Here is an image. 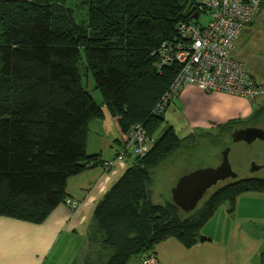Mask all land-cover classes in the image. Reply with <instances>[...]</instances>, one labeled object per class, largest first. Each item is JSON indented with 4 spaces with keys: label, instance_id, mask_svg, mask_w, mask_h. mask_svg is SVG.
I'll list each match as a JSON object with an SVG mask.
<instances>
[{
    "label": "trees",
    "instance_id": "obj_1",
    "mask_svg": "<svg viewBox=\"0 0 264 264\" xmlns=\"http://www.w3.org/2000/svg\"><path fill=\"white\" fill-rule=\"evenodd\" d=\"M202 11L197 0H0V216L43 222L68 199L70 177L104 165L87 151V128L105 117V107L125 134L144 123L154 143L95 207L90 239L112 251L103 264L157 254L172 237L186 246L206 240L201 231L224 203L264 192V178L233 180L189 213L173 200L152 199L153 170L183 141L173 126L155 136L164 114L153 115V107L178 72L177 65H157L158 50L179 35L180 22L198 21ZM87 252L84 264H102Z\"/></svg>",
    "mask_w": 264,
    "mask_h": 264
},
{
    "label": "crops",
    "instance_id": "obj_2",
    "mask_svg": "<svg viewBox=\"0 0 264 264\" xmlns=\"http://www.w3.org/2000/svg\"><path fill=\"white\" fill-rule=\"evenodd\" d=\"M261 26H264V4L257 17L237 40L235 56L246 64L249 72L264 87V54L255 57L264 50V46L256 42L258 36L264 42ZM257 58L262 63L256 62ZM256 101L259 103L257 107L252 100L243 96L222 92L208 93L197 86L186 85L182 93L172 101L167 112L174 106V110H183L187 115L192 131L188 138H182L185 141L201 131L213 134L221 124L231 120L248 121L258 116L264 109V93ZM106 113L105 118L109 114ZM114 121L121 136L117 138L116 148L109 155L111 157L123 147L126 135L117 118L114 117ZM100 123L104 124L105 121L101 120ZM91 153L94 155L98 151L93 150ZM98 155L104 161L107 160L102 153ZM122 173L111 177L103 164H97L70 177L67 182L68 199L54 208L43 222L34 223L0 216V264H64L61 258L66 254L74 257V264H84L91 243L95 207ZM263 197L264 192L258 191L241 194L234 205L228 202L227 213L236 218V226L219 227L217 232L211 228L209 235H205L206 240L191 246L172 237L157 245V257L163 264H264V244L262 246L263 242H260L257 235L258 228L250 227L248 217H237L238 214H244L238 207L241 200L249 203ZM69 199L80 201L79 209L72 210L67 205ZM223 205L217 212L222 210ZM82 228L84 232L87 229L86 241L79 232ZM138 262L142 263L139 257H134L128 264Z\"/></svg>",
    "mask_w": 264,
    "mask_h": 264
},
{
    "label": "built area",
    "instance_id": "obj_3",
    "mask_svg": "<svg viewBox=\"0 0 264 264\" xmlns=\"http://www.w3.org/2000/svg\"><path fill=\"white\" fill-rule=\"evenodd\" d=\"M209 19L182 21L175 39H167L158 50L159 67L177 65L178 72L161 95L152 114H165L172 101L186 85H194L208 92H222L243 96L252 101L264 93V87L249 72L246 64L235 56L237 40L261 11L264 0H197ZM196 17V18H197ZM154 143L144 123L134 124L125 135V142L104 168L115 173L117 163L126 168L133 157L146 155ZM118 169V167H117ZM67 205L74 211L81 202L69 199ZM143 264H163L154 251L145 252Z\"/></svg>",
    "mask_w": 264,
    "mask_h": 264
},
{
    "label": "rangeland",
    "instance_id": "obj_4",
    "mask_svg": "<svg viewBox=\"0 0 264 264\" xmlns=\"http://www.w3.org/2000/svg\"><path fill=\"white\" fill-rule=\"evenodd\" d=\"M80 9V13H84V9ZM209 12H202L200 19H209ZM261 29L264 32V26H261ZM256 42L261 43V46H264V42L261 40V37L256 38ZM260 46V47H261ZM262 52H258L255 57H261ZM261 62L260 58H257L256 62ZM262 63V62H261ZM89 89L96 97L98 102H102V94L97 89L96 81L93 75L88 77ZM261 96V95H260ZM259 96V97H260ZM258 97V98H259ZM257 98V99H258ZM256 99V100H257ZM254 106H258V101H253ZM174 105V104H173ZM174 106L165 112V120L163 121L161 127L156 131V136L158 137L163 129L169 125H173L178 136L180 138L186 139L191 134V129L189 128V121L187 115L183 110H174ZM107 112V109L105 107ZM107 114V113H106ZM259 116L256 120L257 124L264 125V113ZM257 117V116H256ZM101 120H104L105 123H100ZM233 131L227 130L225 128L217 130L213 134H208L205 132H200L191 136L189 139L182 141L177 150L168 158L164 159L154 170H153V181L150 187L152 192V199L155 202H167L172 200V188L176 185L179 178L189 171L196 169L215 166L217 162L222 160L223 152L226 148H230L231 153L229 154L231 165L236 173H238V178L242 179L244 177H256L264 178V169L260 172L253 171V165L257 163L264 162V140L258 139L253 144H247L245 142H234L231 141L230 135ZM121 136V132L118 130V126L114 121V117L107 114L106 118L99 117L98 119H93L89 122L87 128V138L89 147L87 151L89 154H93V150H97L96 154H103L104 158L111 160L114 157L109 156L112 151L115 150L117 138ZM87 144V146H88ZM228 146V147H226ZM122 149V148H120ZM111 157V158H109ZM116 172L111 173L112 176H117L120 172L125 171L121 163L116 164ZM122 173V174H123ZM229 180V179H228ZM227 180V181H228ZM220 182L217 186L210 189V191L205 195V197L200 201L197 208H200L207 198L212 194L214 190L223 185L232 182L233 179L228 182ZM256 201L247 203L246 201L241 200L239 203V211L244 212V214L237 215V217L243 218L248 217L250 227H257V235L260 238L262 246L264 244V197L256 198ZM229 208V203H225L222 207V210L216 213V215L206 223L205 227L202 229L203 235H209L210 229L213 228L214 232H217L219 227L224 226H236V218L232 215H228L227 210ZM184 213H189L185 212ZM256 228V230H257ZM81 234L84 235L86 241L87 229L82 228L79 230ZM260 232V233H259ZM170 239V238H169ZM252 245V244H251ZM252 247H254L252 245ZM264 250V249H263ZM90 258L96 262L105 263L112 251L108 248H105L100 241L90 243L89 247ZM61 260L64 264H74V257L70 254L63 255ZM138 264H143L139 263ZM259 264V263H255Z\"/></svg>",
    "mask_w": 264,
    "mask_h": 264
},
{
    "label": "water",
    "instance_id": "obj_5",
    "mask_svg": "<svg viewBox=\"0 0 264 264\" xmlns=\"http://www.w3.org/2000/svg\"><path fill=\"white\" fill-rule=\"evenodd\" d=\"M198 14L195 16L197 17ZM234 142L253 143L258 139L264 140V129L257 126H246L237 128L231 133ZM230 148L223 152L222 160L217 166H209L182 175L172 188V200L185 212L194 211L205 195L217 186L230 178L237 179L236 173L231 165Z\"/></svg>",
    "mask_w": 264,
    "mask_h": 264
},
{
    "label": "flooded vegetation",
    "instance_id": "obj_6",
    "mask_svg": "<svg viewBox=\"0 0 264 264\" xmlns=\"http://www.w3.org/2000/svg\"><path fill=\"white\" fill-rule=\"evenodd\" d=\"M259 116V119H260V117H262L260 114L258 115ZM259 119H257V120H259ZM246 126H257V127H261V128H263L264 129V125H262V124H257L256 123V121L253 123V124H247V125H244L243 127H246ZM242 128V127H241ZM229 139H231V141L233 140L232 139V136L230 135V138ZM242 142H244V141H242ZM255 142V141H254ZM253 142V143H254ZM245 143H247V142H245ZM253 143H250V144H253ZM247 144H249V143H247ZM226 147H228V146H226ZM231 150V149H230ZM230 153H231V151H230ZM221 162V161H220ZM220 162H217L216 163V165L215 166H217V165H219L220 164ZM264 169V162H262V163H257V165L256 164H254L253 165V171H257V172H260V171H262ZM250 178H256V177H250ZM249 177H244V178H242V179H250ZM232 178H230L229 180H231ZM240 178H237V179H235V180H239ZM228 180V181H229ZM234 180V179H233ZM227 181V180H226ZM227 181V182H228Z\"/></svg>",
    "mask_w": 264,
    "mask_h": 264
}]
</instances>
